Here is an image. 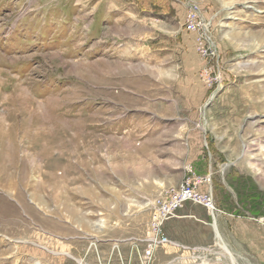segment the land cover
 Masks as SVG:
<instances>
[{
	"label": "rangeland",
	"instance_id": "374dc122",
	"mask_svg": "<svg viewBox=\"0 0 264 264\" xmlns=\"http://www.w3.org/2000/svg\"><path fill=\"white\" fill-rule=\"evenodd\" d=\"M0 264H264V0H0Z\"/></svg>",
	"mask_w": 264,
	"mask_h": 264
},
{
	"label": "built area",
	"instance_id": "2783aa9c",
	"mask_svg": "<svg viewBox=\"0 0 264 264\" xmlns=\"http://www.w3.org/2000/svg\"><path fill=\"white\" fill-rule=\"evenodd\" d=\"M187 28L191 32H200L203 29V21L200 15V6L193 3L187 18ZM211 176H200L197 174L188 175L178 188L167 190L160 194L154 203V211L150 222L149 249L146 257L150 258L154 248L162 242L159 234L166 221L176 216L178 210L186 203L192 202L202 205L213 217L221 210L217 207L214 199Z\"/></svg>",
	"mask_w": 264,
	"mask_h": 264
},
{
	"label": "bare ground",
	"instance_id": "6f19581e",
	"mask_svg": "<svg viewBox=\"0 0 264 264\" xmlns=\"http://www.w3.org/2000/svg\"><path fill=\"white\" fill-rule=\"evenodd\" d=\"M213 227H214L215 230H216L217 236H218V237H221V236H220V232H219V230H218L217 223L215 222V220H214V222H213ZM219 239H220V238H219ZM222 247H223V249H224L225 251L228 250V249H227V246H226L225 244H222Z\"/></svg>",
	"mask_w": 264,
	"mask_h": 264
},
{
	"label": "crops",
	"instance_id": "0c3cea01",
	"mask_svg": "<svg viewBox=\"0 0 264 264\" xmlns=\"http://www.w3.org/2000/svg\"><path fill=\"white\" fill-rule=\"evenodd\" d=\"M172 219V218H171ZM218 219H219V223H220V225H222L223 224V217L222 216H218ZM170 220H168V221H166L167 222V224H169L170 222H169Z\"/></svg>",
	"mask_w": 264,
	"mask_h": 264
}]
</instances>
